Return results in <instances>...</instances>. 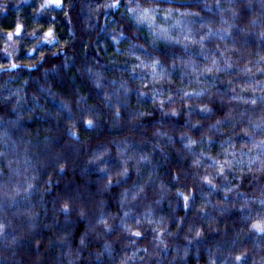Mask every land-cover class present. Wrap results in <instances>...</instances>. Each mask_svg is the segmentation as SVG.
I'll return each mask as SVG.
<instances>
[{"label": "clouds", "instance_id": "9594fccd", "mask_svg": "<svg viewBox=\"0 0 264 264\" xmlns=\"http://www.w3.org/2000/svg\"><path fill=\"white\" fill-rule=\"evenodd\" d=\"M3 13L0 264H264V0Z\"/></svg>", "mask_w": 264, "mask_h": 264}, {"label": "trees", "instance_id": "16d2710c", "mask_svg": "<svg viewBox=\"0 0 264 264\" xmlns=\"http://www.w3.org/2000/svg\"><path fill=\"white\" fill-rule=\"evenodd\" d=\"M19 7H21V8H27L28 5H27V4H21V5H19ZM11 8H12L13 11H15L16 8H17V6L13 4V5H11ZM10 14H11V13H3V14H0V15L8 16V15H10Z\"/></svg>", "mask_w": 264, "mask_h": 264}]
</instances>
